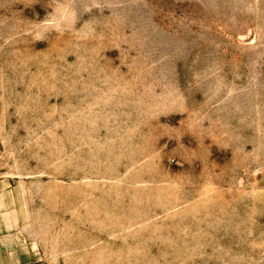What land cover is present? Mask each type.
Returning <instances> with one entry per match:
<instances>
[{
  "label": "rangeland",
  "instance_id": "1",
  "mask_svg": "<svg viewBox=\"0 0 264 264\" xmlns=\"http://www.w3.org/2000/svg\"><path fill=\"white\" fill-rule=\"evenodd\" d=\"M0 264H264V0H0Z\"/></svg>",
  "mask_w": 264,
  "mask_h": 264
}]
</instances>
